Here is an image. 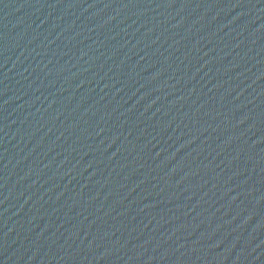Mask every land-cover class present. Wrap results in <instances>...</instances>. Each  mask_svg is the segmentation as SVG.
Returning a JSON list of instances; mask_svg holds the SVG:
<instances>
[{"label": "water", "instance_id": "obj_1", "mask_svg": "<svg viewBox=\"0 0 264 264\" xmlns=\"http://www.w3.org/2000/svg\"><path fill=\"white\" fill-rule=\"evenodd\" d=\"M0 264H264V0H0Z\"/></svg>", "mask_w": 264, "mask_h": 264}]
</instances>
